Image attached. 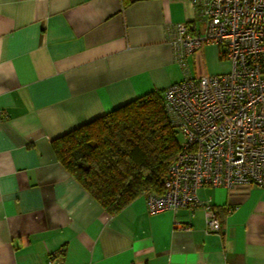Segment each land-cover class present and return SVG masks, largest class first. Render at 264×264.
<instances>
[{
	"label": "crops",
	"instance_id": "1",
	"mask_svg": "<svg viewBox=\"0 0 264 264\" xmlns=\"http://www.w3.org/2000/svg\"><path fill=\"white\" fill-rule=\"evenodd\" d=\"M178 22L202 29L184 0H0V264L54 253L61 264H264V188H200L201 204L156 215L140 196L110 214L51 148L181 81L167 28ZM201 58L217 60L214 46L187 57L188 76L223 74L193 69Z\"/></svg>",
	"mask_w": 264,
	"mask_h": 264
},
{
	"label": "built area",
	"instance_id": "2",
	"mask_svg": "<svg viewBox=\"0 0 264 264\" xmlns=\"http://www.w3.org/2000/svg\"><path fill=\"white\" fill-rule=\"evenodd\" d=\"M202 29L167 26L174 61L185 77L163 91V103L177 132L179 152L167 170L163 191L145 196L147 213L201 204L200 188H264V0H184ZM217 46L230 61L218 75L190 77L188 56ZM208 233L220 232L210 205H204ZM46 264H61L58 254Z\"/></svg>",
	"mask_w": 264,
	"mask_h": 264
},
{
	"label": "trees",
	"instance_id": "3",
	"mask_svg": "<svg viewBox=\"0 0 264 264\" xmlns=\"http://www.w3.org/2000/svg\"><path fill=\"white\" fill-rule=\"evenodd\" d=\"M57 161L108 213L161 194L179 152L177 132L154 91L53 140Z\"/></svg>",
	"mask_w": 264,
	"mask_h": 264
},
{
	"label": "rangeland",
	"instance_id": "4",
	"mask_svg": "<svg viewBox=\"0 0 264 264\" xmlns=\"http://www.w3.org/2000/svg\"><path fill=\"white\" fill-rule=\"evenodd\" d=\"M214 48L216 49L217 60H215L214 62H212V60H210V61L208 60L207 61V58H205V59L201 58L200 60L199 59L195 60L194 65L192 64L193 69H196L198 71H204V69H206V64H207L208 68L210 67V70H219V69H221V70H223V73L224 72H228L230 70V61L228 60V58H226L222 54V49L221 48H219L217 46H214ZM199 52H201V51H199Z\"/></svg>",
	"mask_w": 264,
	"mask_h": 264
}]
</instances>
